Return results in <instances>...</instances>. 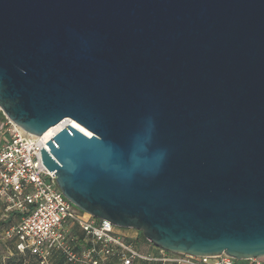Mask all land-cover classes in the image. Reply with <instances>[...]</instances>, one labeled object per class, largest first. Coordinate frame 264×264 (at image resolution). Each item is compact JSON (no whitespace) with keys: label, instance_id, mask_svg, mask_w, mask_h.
I'll use <instances>...</instances> for the list:
<instances>
[{"label":"water","instance_id":"1","mask_svg":"<svg viewBox=\"0 0 264 264\" xmlns=\"http://www.w3.org/2000/svg\"><path fill=\"white\" fill-rule=\"evenodd\" d=\"M0 110L69 121L42 161L87 214L264 257V0H0Z\"/></svg>","mask_w":264,"mask_h":264},{"label":"built area","instance_id":"2","mask_svg":"<svg viewBox=\"0 0 264 264\" xmlns=\"http://www.w3.org/2000/svg\"><path fill=\"white\" fill-rule=\"evenodd\" d=\"M68 123L64 119L42 135L25 131L9 118L5 123L7 137L0 144V203L4 215H20V221L4 234L16 242L19 252L29 251L40 264H48L54 254H61L73 264H107L110 258L118 264H133L135 260L236 264L238 260L225 253L194 256L160 249L159 255L145 254L110 221L80 214L59 188L54 172L42 161L41 149H48L47 142ZM74 229L84 232L85 243L78 240Z\"/></svg>","mask_w":264,"mask_h":264},{"label":"rangeland","instance_id":"3","mask_svg":"<svg viewBox=\"0 0 264 264\" xmlns=\"http://www.w3.org/2000/svg\"><path fill=\"white\" fill-rule=\"evenodd\" d=\"M6 121H7V117L5 116V118H3L1 113H0V140L5 139L7 137L6 125H5ZM76 209L78 210V212L80 214L86 215V212L81 210L77 206H76ZM6 218L7 217H4L3 211L0 209V238L5 237V235H4L5 229L8 226H11V224H13L14 222H16V220H13L12 218H10L9 220H7ZM117 228L119 229L120 233L127 238L141 239V238L145 237L141 231H138L136 229L123 228V227H119V226H117ZM145 239H146V237H145ZM139 247L142 249L143 246L141 245ZM113 259L115 260V258H110L109 261H111ZM259 261L261 264H264V257L259 258ZM23 264H40V263L35 256L27 254L26 256H24ZM48 264H67V263L65 262L63 257H56L55 259L51 260Z\"/></svg>","mask_w":264,"mask_h":264},{"label":"trees","instance_id":"4","mask_svg":"<svg viewBox=\"0 0 264 264\" xmlns=\"http://www.w3.org/2000/svg\"><path fill=\"white\" fill-rule=\"evenodd\" d=\"M0 113H1V115H2V117L3 118H5V116H4V114H3V112L0 110ZM0 209L2 210V208H1V203H0ZM4 215V214H3ZM4 217H7L6 219L7 220H9L10 218H12L13 220H16V222H14L13 224H11V226H13V225H15V224H17L19 221H20V215H19V213H17V212H11V213H9L8 215H4ZM11 226H8L6 229H5V231L8 229V228H10ZM74 233H75V235L78 237V240L80 241V242H83V243H85L86 241L84 240V232L83 231H81V230H77V229H74ZM126 240L127 241H129V242H131L134 246H135V248L137 249V250H139L140 252H142L141 251V249H140V247L139 246H145L146 244H150L151 245V243L147 240V239H145V237L144 238H141V239H138V238H135V239H133V238H127L126 237ZM141 242V243H140ZM87 243H89V242H87ZM17 250V249H16ZM142 253H144V252H142ZM27 254H30V255H33V256H35L34 254H32V253H30L29 251H27V252H25V253H21V252H19L18 250H17V254L16 255H13V256H11L10 257V259H9V261L12 263V264H23V261H24V256H26ZM145 254H147V253H145ZM36 257V256H35ZM56 257H63L61 254H54L53 256H52V258L50 259V261L51 260H53V259H55ZM37 258V257H36ZM64 258V257H63ZM38 259V258H37ZM64 260H65V262L67 263V264H73V263H69V262H67L66 261V259L64 258ZM39 261V260H38ZM138 262H142L143 264H161L160 262H145V261H142V260H135L134 262H133V264H137ZM118 263V262H117ZM249 263V260H238V261H236V264H248ZM76 264H81V263H76Z\"/></svg>","mask_w":264,"mask_h":264},{"label":"crops","instance_id":"5","mask_svg":"<svg viewBox=\"0 0 264 264\" xmlns=\"http://www.w3.org/2000/svg\"><path fill=\"white\" fill-rule=\"evenodd\" d=\"M3 141H4V139L0 140V144H2ZM133 239H135V238H133ZM16 249H17L16 248V242L14 240L7 239L6 237L0 238V264H12L9 261V259L11 256L17 254ZM141 251L144 253H147V254H151V255H159L161 253V250L158 247L154 246L152 243H151V245L146 244L144 247H142ZM115 260L113 259L111 261H108L107 264H118ZM137 264H143V263L138 262ZM248 264H261V263H260L259 258H258V261L249 260Z\"/></svg>","mask_w":264,"mask_h":264},{"label":"bare ground","instance_id":"6","mask_svg":"<svg viewBox=\"0 0 264 264\" xmlns=\"http://www.w3.org/2000/svg\"><path fill=\"white\" fill-rule=\"evenodd\" d=\"M73 125H74L76 128H78V129L82 130L83 132H85L86 134H91L90 131H88V130H87L86 128H84L83 126L77 124L76 122H73Z\"/></svg>","mask_w":264,"mask_h":264}]
</instances>
